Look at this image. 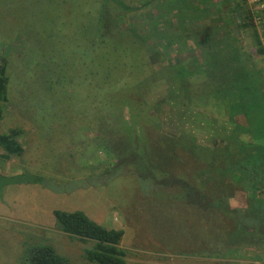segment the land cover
Listing matches in <instances>:
<instances>
[{"label": "rangeland", "instance_id": "rangeland-1", "mask_svg": "<svg viewBox=\"0 0 264 264\" xmlns=\"http://www.w3.org/2000/svg\"><path fill=\"white\" fill-rule=\"evenodd\" d=\"M124 1L101 38L98 0H0V134L21 130L23 146L0 156V264H23L35 243L92 264L93 242L56 230L54 210L122 230L126 264H264V0L242 2L254 30L218 22L223 0L206 13L205 0ZM136 32L151 36L142 53ZM190 56L174 83L165 65ZM185 89L191 156L166 140L179 136L169 92Z\"/></svg>", "mask_w": 264, "mask_h": 264}, {"label": "trees", "instance_id": "trees-1", "mask_svg": "<svg viewBox=\"0 0 264 264\" xmlns=\"http://www.w3.org/2000/svg\"><path fill=\"white\" fill-rule=\"evenodd\" d=\"M101 8L99 10L98 16V24H99V36L98 37H106L104 33L110 28L119 25V22L123 20L126 16L120 15L122 12H129L130 6L126 4L124 0H98ZM210 3V0L204 1V6L200 8L201 13L207 12V4ZM246 2L245 0H223V4L228 12V16L224 20L222 18H218V22L225 21L223 25L228 26L229 23L233 22V20L239 19L238 27L239 28H247L250 27L253 30L255 29L254 25L255 22L252 20V14L249 11H245L243 7V3ZM150 2H143L139 8L149 5ZM231 4H234L232 7ZM247 4V2H246ZM106 5L114 6L115 8V18H109L107 15V10L105 8ZM198 9V8H197ZM250 13V14H249ZM201 19V17H199ZM261 19H264L263 17ZM264 21V20H262ZM200 22V21H199ZM264 27V25H263ZM127 29L130 31H137L132 24L127 26ZM124 31L127 32L125 29ZM134 33V36H129V43L138 51L144 49L143 44L146 45V42L150 39V37H144V33L141 35L140 33ZM264 33V30L262 31ZM131 34V32H128ZM262 36V35H261ZM261 36L255 32L254 37V45L256 47V52L258 55L264 58V48L260 42ZM264 37V36H262ZM211 39V43H215L216 40L213 36L209 38ZM257 41V42H256ZM167 45L169 47H173L176 45L172 40H168ZM179 44V43H177ZM180 45V44H179ZM232 45V44H230ZM233 46V45H232ZM181 47V46H180ZM234 47V46H233ZM235 48V47H234ZM145 50V49H144ZM223 53L220 52V55ZM187 60H191V56L189 59L186 60H178L174 65H165L167 68L173 70L171 76L174 77V83L178 80L181 81L182 75L178 71L181 64L180 62H184ZM148 63H151L148 59ZM152 64V63H151ZM5 64L3 63V58L0 56V115L1 112L4 110V106L8 102V94H7V86L9 82V78L6 75ZM228 72V71H227ZM53 87L52 84H48L47 88L51 89ZM175 88V87H173ZM173 95V104H170L172 108V113L175 114V121L176 125L178 126V137H168L166 140L170 143L175 141L179 148L189 150V155L191 156V97L189 90H181L180 95H174L175 90L173 92H169ZM164 99L166 97L164 96ZM129 105V102H126ZM154 111L152 113L151 119L149 124L153 126L154 124ZM182 116H184L182 119ZM190 116V120L188 117ZM135 121H139L140 118L134 116ZM133 118V119H134ZM129 123H132L130 121ZM181 123V124H180ZM21 130L19 129H10L5 133L0 134V150H2L3 154L0 156L4 160H9L11 156H19L23 152V146L17 142V138L20 137ZM264 158V153H263ZM150 178V177H149ZM150 178V182L153 179ZM191 195L192 190H191ZM191 195H187L190 196ZM194 197V196H193ZM192 204V203H191ZM53 217L55 219L54 228L59 232L68 235L70 238H74L79 242L86 243V242H93V247L91 249H87L84 251L83 258L92 264H126V251L120 246L121 239L123 237L122 230H114V229H106L103 226L97 224L96 222L90 220L84 213L81 211H61V210H54ZM36 244V245H35ZM30 244L33 245L28 249V255L26 260L23 264H69V261L64 256L59 255L54 247L49 244L38 245L37 243ZM257 245V244H256Z\"/></svg>", "mask_w": 264, "mask_h": 264}, {"label": "built area", "instance_id": "built-area-1", "mask_svg": "<svg viewBox=\"0 0 264 264\" xmlns=\"http://www.w3.org/2000/svg\"><path fill=\"white\" fill-rule=\"evenodd\" d=\"M254 2H258L259 4H258V6L259 5H261L262 6V1L261 0H253ZM256 19H259V18H256ZM258 22H260V21H258Z\"/></svg>", "mask_w": 264, "mask_h": 264}]
</instances>
